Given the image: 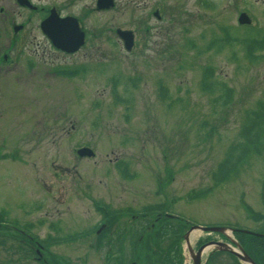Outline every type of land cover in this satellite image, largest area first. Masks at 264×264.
Instances as JSON below:
<instances>
[{"label":"rangeland","instance_id":"obj_1","mask_svg":"<svg viewBox=\"0 0 264 264\" xmlns=\"http://www.w3.org/2000/svg\"><path fill=\"white\" fill-rule=\"evenodd\" d=\"M95 1L32 0L85 32L83 48L64 55L40 32L38 13L0 0L1 217L38 239H66L41 251L45 264H143L137 219L128 231L119 224L120 245L83 237L100 223L99 205H163L193 226L264 228V134L230 177L213 178L264 101V51L242 43L264 35V0H113L109 11ZM241 14L249 25H238ZM116 30L133 34L130 52ZM228 37L236 42L214 43ZM82 147L95 156L78 158ZM211 242L235 249L222 233L193 230L181 242L183 264ZM254 242L245 243L252 253ZM220 253L212 264H235ZM15 260L28 262L5 242L0 264Z\"/></svg>","mask_w":264,"mask_h":264},{"label":"trees","instance_id":"obj_2","mask_svg":"<svg viewBox=\"0 0 264 264\" xmlns=\"http://www.w3.org/2000/svg\"><path fill=\"white\" fill-rule=\"evenodd\" d=\"M234 41L235 40L233 38L228 37L217 39L214 41V43L217 46L222 47L225 44ZM242 43L246 44V46L251 49L264 51V35H261V31H257L254 36H251V33L247 34L246 38L242 40ZM63 74L64 73H61V75ZM246 119L249 124L248 126L246 125L243 130L242 141H237L236 144H232L228 148L225 158L218 165L217 170L213 175L214 181L217 183H220L224 179L230 177V175L241 166L247 156H250L251 152L255 153V150L257 151V136L264 134V101L260 102L258 109L255 112H253L251 115H246ZM101 207L102 206L99 205L96 208L97 212L101 215V222L105 226L100 229L99 234L96 232L97 227L89 231L90 235H94V233L96 234V244L100 245V241L105 240V245L109 244L110 242V246L120 245L119 242L121 241V237L124 236L122 235L119 237V234H121V232L118 231L119 224L124 225L122 230L123 232L128 231L130 230L129 227L131 224H133L135 222L134 220L137 219L139 221V229L133 230L132 233H134L133 236L136 239V246L143 250L141 263L165 264L166 262H170L171 257L174 256L177 259V264H182L183 257L181 255V242L183 240L184 234L190 229V224L183 218L166 216L165 213L168 212L164 210L163 205L150 206L142 209L140 212L132 211L129 208L110 210L109 207H107L109 210L107 209L105 211ZM133 215H135V218L130 219ZM2 230H4V228H2ZM5 230V235L0 237V247L5 242H11L13 245H16L19 256L28 261L23 263L20 260H15L12 264H45L41 260V251H46L50 248V246H54L62 243V241H66L65 238L60 236H48L44 239H32L31 237H26L20 233L8 229ZM256 231L262 232V230ZM89 234H85V236ZM235 237L243 247L245 253L249 255L253 261H255L257 264H264V247L259 245L260 243L264 244V238L252 237L251 235L240 231L235 233ZM76 238L77 237L73 238V240ZM168 238L170 239L168 240ZM250 242H254L253 244L259 243L258 246H255L257 248H254L258 251L252 253L248 247L246 248L245 243ZM172 250H174V252L171 254L170 251ZM106 253L108 256L111 255V252L109 251ZM221 254L222 253L218 251L210 254L207 264L214 263L215 257ZM225 254L228 255L235 264H239L237 259H235L233 256L227 253ZM50 264L58 263L52 260Z\"/></svg>","mask_w":264,"mask_h":264},{"label":"water","instance_id":"obj_3","mask_svg":"<svg viewBox=\"0 0 264 264\" xmlns=\"http://www.w3.org/2000/svg\"><path fill=\"white\" fill-rule=\"evenodd\" d=\"M17 3L21 6H28L26 0H17ZM111 7H113L112 0H96V8L99 11L108 10ZM249 22L250 21L245 14H241L238 18V23L241 25H247L249 24ZM19 29L20 27L14 28L15 31ZM40 29L42 33L49 39L54 48L68 54L75 53L84 43V34L80 30L76 19L70 17L60 18L54 10H51L48 17L41 22ZM117 35L123 41L125 50L129 51L133 45V36L131 32L117 31ZM76 154L80 158L93 156V152L87 148L79 149ZM193 230L222 233L235 246V249L227 246L226 244L211 242L202 246L196 253H193L191 250L189 251L192 264H202V256L207 254V252L212 251L229 252L230 254L235 256L242 264H254L252 260L244 253L241 247L237 245V243L228 235H226V228L192 227L184 235V241L186 245H188L189 243V237ZM229 231L233 232V230ZM211 249L212 251H210Z\"/></svg>","mask_w":264,"mask_h":264},{"label":"flooded vegetation","instance_id":"obj_4","mask_svg":"<svg viewBox=\"0 0 264 264\" xmlns=\"http://www.w3.org/2000/svg\"><path fill=\"white\" fill-rule=\"evenodd\" d=\"M29 1L33 4L32 0H29ZM23 9L28 10L27 8H23ZM33 12H34V13H38V14L40 15V18H41L40 21H41V20H43V19L47 16V14H48V9H42V8H38V7L36 6V10H33ZM156 13H157V12H156ZM158 15H159V14H158ZM3 59H4V61L7 60L6 57H4ZM6 63H8V62H4V63H2V64H6ZM3 220H4V221H3ZM0 222H3V223H11V222H9V221L7 220V217L3 219V217H1V216H0Z\"/></svg>","mask_w":264,"mask_h":264}]
</instances>
